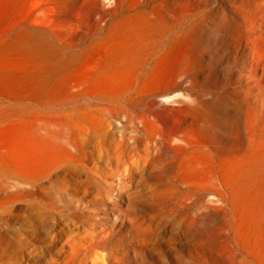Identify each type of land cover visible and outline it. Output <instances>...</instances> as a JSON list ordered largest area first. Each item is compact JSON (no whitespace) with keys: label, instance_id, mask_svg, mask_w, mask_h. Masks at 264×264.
Here are the masks:
<instances>
[{"label":"rangeland","instance_id":"374dc122","mask_svg":"<svg viewBox=\"0 0 264 264\" xmlns=\"http://www.w3.org/2000/svg\"><path fill=\"white\" fill-rule=\"evenodd\" d=\"M163 1L120 0L111 5L94 0L97 14L63 33L58 58L80 53L83 61L72 68L71 85L60 94L63 101L55 105V114L69 123L82 145L84 154L77 155V162L102 167L98 178L87 177L89 187L82 177L60 173L62 203L67 205L62 222L54 226L48 216L39 225L18 231L15 227L14 245L4 250L0 244V264H260V241L254 242L239 219L234 193L220 186L225 197L217 200V192L201 187L199 177L186 170L190 150L167 136L179 116V136H189L201 126L199 115H206L220 145L240 149L243 153L237 157H249L251 137L264 140V43L245 33L232 41L216 27L225 15L239 16L242 0H202L191 11L173 12L171 3ZM81 2L64 0L74 8ZM157 6L165 19L154 17V23L145 26L134 17ZM179 35L193 38L192 64L183 72L158 77L161 58ZM140 45L145 50L131 83L81 78L95 48L115 47L112 55L118 59ZM30 104L36 105L35 100ZM145 120L156 123L160 134L150 138ZM6 150L0 132V163L7 162ZM107 151L110 165L97 157ZM92 158L96 161H89ZM140 163L146 164L140 168ZM261 170L264 174V161ZM259 176L260 170L255 178ZM18 182L0 177V233L10 231L6 195ZM196 191L204 192L206 201L215 196L214 202L204 209L194 206ZM96 236L98 244L93 242Z\"/></svg>","mask_w":264,"mask_h":264},{"label":"bare ground","instance_id":"6f19581e","mask_svg":"<svg viewBox=\"0 0 264 264\" xmlns=\"http://www.w3.org/2000/svg\"><path fill=\"white\" fill-rule=\"evenodd\" d=\"M108 1L109 4L115 5L120 0ZM200 1L202 0H164L163 4L170 2L168 7L172 12L191 11ZM261 8L264 9V0H242L239 16L230 18L225 15L216 27L225 31L232 41H236L245 33L252 34L257 43H264V13L260 12ZM96 14L94 0H83L75 8L64 3V0H0V132L7 145V162L0 163V177H15L19 181L16 190L7 191L6 195L10 231L0 233V244L4 250L14 245L15 227L18 231L27 228L31 223L36 226L48 216L53 217L51 219L54 226L62 222L67 205L62 203L64 186L61 184L60 173L82 177L88 187L90 181L87 177L90 174L98 178L96 175L102 166L100 169L95 166L89 168V164L77 162V155L83 153L82 145L69 123L57 119L54 109L55 105L63 101L59 99L62 91L71 85L72 68L83 61V55L80 53L65 59L58 58L64 43L62 35L67 31V27L78 26ZM134 17L149 26L153 19H165L167 15L157 6L149 14H137ZM45 34L49 35L50 39L46 38ZM193 42L191 35L177 36L161 58V70L157 76L180 73L189 68L194 53ZM121 46L116 48L122 50ZM113 48L115 47L95 48L83 65L81 78L88 80L97 77L110 85L131 83L139 62V54L145 47L133 46L129 50V56H121L118 59L112 55ZM128 57L131 59L128 60ZM31 100H35L36 105L30 104ZM199 118L202 119L201 126L194 135L179 136L182 126V117L179 116L174 120L173 130L167 138L169 141L178 139L182 146L190 150L191 158L186 170L193 177H199L201 187H209L208 190L217 192V200L225 197V193L219 190L220 186L234 193L239 219L246 223L248 232L255 238L254 242L258 244L260 241V264H264V174L261 172L264 140L252 136L248 146L250 156L237 157L243 152L240 149L229 150L220 145L211 132V124L206 115H199ZM143 123L150 133V138L160 134L156 123L150 120ZM97 157L108 165L112 161L108 151L98 153ZM126 158L128 159L127 156ZM1 159L4 161V158ZM157 159L160 163L161 158ZM79 160L81 161L80 158ZM89 161H93V158ZM140 164L141 168L146 163ZM121 166L123 168V165ZM259 170L260 176L255 178L258 177ZM98 186L96 190L100 189ZM193 196L194 206L200 209H204L215 199L214 196V199L204 200V192L200 191L194 192ZM21 207L23 212H20ZM99 239L96 236L93 242L97 243ZM85 245L87 244L84 243ZM189 259L192 260L191 257ZM190 263L193 264L192 261Z\"/></svg>","mask_w":264,"mask_h":264}]
</instances>
